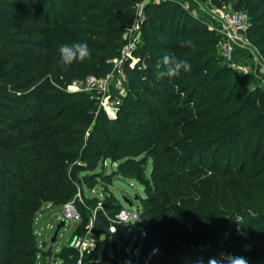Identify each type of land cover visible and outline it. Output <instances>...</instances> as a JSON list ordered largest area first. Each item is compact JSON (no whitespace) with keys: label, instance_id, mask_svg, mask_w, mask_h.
Instances as JSON below:
<instances>
[{"label":"trees","instance_id":"trees-1","mask_svg":"<svg viewBox=\"0 0 264 264\" xmlns=\"http://www.w3.org/2000/svg\"><path fill=\"white\" fill-rule=\"evenodd\" d=\"M137 1L0 0V264H37L51 255L76 264L71 246L52 254L39 244L43 214L60 210L80 185L100 187L107 200L109 187L128 181L144 193L138 219L109 232L123 208L114 200L101 204L95 220V231L111 241L109 264H135L126 233L137 228L142 236V226L163 218V237L145 239L143 252L155 253H141L136 264H170L159 251L189 231L186 249L196 251L186 264H264L256 259L264 249V87L252 73L219 64L213 52L220 35L203 20L172 0L144 6L138 62L126 67L114 118L85 92H60L59 110L46 108L55 98L51 80L104 74ZM211 1L247 14L248 42L264 60V0ZM199 176L216 183L210 206L200 207L204 196L187 185ZM248 241L255 252L240 250Z\"/></svg>","mask_w":264,"mask_h":264},{"label":"rangeland","instance_id":"rangeland-1","mask_svg":"<svg viewBox=\"0 0 264 264\" xmlns=\"http://www.w3.org/2000/svg\"><path fill=\"white\" fill-rule=\"evenodd\" d=\"M146 1L147 4H152L149 2L150 0H138L135 3L134 6V19L130 24H128L122 33V42L119 45V48L117 49V54L109 57L106 59V70L104 74H99V76H96V80L93 83L94 90L91 88H88V82L87 79L88 76H85L84 79H81L80 81H72L70 83H62L59 80H51V83H53L54 87L56 88V91L53 92L50 95H54L55 98H53L52 104H49L46 106L47 110L54 113V111L59 110V107L62 105V100H60L59 94L62 93H73V92H85L89 93L90 97L94 99L98 98V105L101 108V110L106 112V114H114L113 107L118 106L119 102L121 103L123 99V95L126 91V81L127 76L125 73L126 67L133 66L135 63L138 62V56L136 54V51L138 47L141 44V37H138L137 29L134 27V20H139V18L143 15L145 18L146 15L144 11H142L141 6L143 2ZM176 5H179V7L185 9L189 14L193 15L194 17L201 19L205 22L208 29L217 32V26L219 22V16L220 14L227 10L232 9L228 5H221L218 6L215 3H213L211 0H172ZM154 4V3H153ZM230 7V8H228ZM246 14V13H245ZM247 17V14H246ZM247 37V36H246ZM221 42V39H220ZM68 46H71V44H68ZM251 47H253L252 44H250ZM53 54L57 53L62 57V54H60L59 51H52ZM164 55V52H163ZM214 57L221 65L224 63L226 67L231 69L235 73H246L245 69L237 66V63L232 59L230 61L225 58L223 54V50L221 45L219 44L214 52ZM232 57V55H231ZM102 69V68H101ZM102 71V70H101ZM244 71V72H243ZM57 97V98H56ZM102 101V102H101ZM100 102L103 106H101ZM104 107V108H103ZM108 114V115H109ZM99 138V137H98ZM95 138V144H97V139ZM101 167V164L96 165L95 170H99ZM102 168L105 171L109 170L108 161L106 163H102ZM149 171V167H148ZM86 175H88V172H85ZM84 174V173H83ZM85 176V175H83ZM83 181V179H82ZM187 185L192 186L196 188L197 193H201L204 196L205 201H200L199 206L200 207H206L210 206V204L213 203V201L209 202L210 199H212V192H214L211 187H216V183L212 181L211 178H206L203 176H199L195 178L194 180L187 183ZM234 185H238V182H234ZM101 188L98 186H94L93 188H90V186L86 185H80L77 187L76 192L72 196V198L66 202V203H73L76 212L79 216V223L77 224H70L69 222L65 223V226L62 227L57 235V240L52 244L48 241V246L50 244L53 247V251L55 253H59L60 249L64 246H70L71 240L73 236L79 235L83 232L88 231V239L92 241L94 244L97 245V247L93 248L91 250L88 248L84 255L91 256L93 255L95 258H98L97 264H109V261L107 259V255L110 256L112 254V247H111V241L106 242L103 232L97 233L95 231V220L99 213V210H102L101 204L104 203H112L114 200H117L122 207L126 208H135V205L138 206L139 202L137 201L138 197L144 196L142 186L141 184L135 182V181H128V182H115V184L112 187H109V191L112 192V194H109V199L104 200L101 196ZM235 192V190L233 189ZM128 202L131 203V205H128ZM46 207L43 208V210ZM138 209V208H137ZM187 215V212L184 214ZM183 221H186V223H189V218H186V216L181 217ZM163 219L157 220L153 224H148L141 227V232H144V234L137 231V228H132L128 230L126 233L124 239H127L129 241L128 247L126 249V252L128 254V262L129 263H138L140 262V254L144 253V256L146 258L151 257L152 253L154 252V249L152 248L151 251H144L143 248L146 246V241H150L151 239L155 238H161L164 235L163 231ZM162 222V224H161ZM49 224L53 225V229L49 231V239H51L52 233L56 227V223L51 218L48 213L43 214V217L39 221V224L37 226V230L40 229L42 226V229L46 231ZM73 226V227H72ZM79 231V232H78ZM37 233V231H36ZM191 232H187L185 234H182L180 236H174L170 242H168L165 246V249L162 251H159L158 253V259L162 263L170 262L172 264V261L174 257H178L179 260H177L178 264H186L188 259L192 256L193 252L196 251V248H190L186 249V243L189 240V236ZM145 235V237H143ZM42 237L38 238L39 244L41 243ZM126 240V241H127ZM251 241H248L249 243ZM242 244L240 245V250L246 251L247 249H250L251 251L255 252L253 249V245L255 242L249 243V244ZM186 249V250H184ZM199 251H202L203 248L198 246ZM233 249H236V246H234ZM260 253L261 255L259 257H256L258 261H264V249ZM181 252H183L181 256ZM200 253V252H199ZM121 262V260H119ZM59 263V260H57V264ZM83 264V262H82ZM216 264H219L217 262Z\"/></svg>","mask_w":264,"mask_h":264},{"label":"built area","instance_id":"built-area-1","mask_svg":"<svg viewBox=\"0 0 264 264\" xmlns=\"http://www.w3.org/2000/svg\"><path fill=\"white\" fill-rule=\"evenodd\" d=\"M164 0H150L151 3H159ZM146 1L143 2L141 6V10L143 11ZM230 8V7H228ZM144 17L143 15L139 18V20H134V27L137 29L138 37H140L139 29L140 25L143 23ZM250 24L248 17H246V14L242 11H236L234 9H227L223 11L219 16V22L217 26V32L220 35V45L223 50V54L225 58H227L228 61L232 60L231 55L235 48V46L240 45L244 42V40L247 38V33L249 30ZM256 49V48H255ZM96 78L89 77L87 79V82L89 83L87 86L88 88L94 87L93 83L95 82ZM102 102V101H101ZM100 102L101 106L102 103ZM104 108V107H103ZM114 114H107L109 117L114 118L118 109V106L113 107ZM131 205V204H130ZM47 208H50V205L47 206ZM41 213H37L35 217V222H37V219L40 217ZM50 216L54 220L56 224H58L60 221L64 222V226L66 222H69L70 224H77L79 223V216L78 213L75 210V207L73 203H65L62 205L60 210H53L50 209ZM138 219V209L135 206V208H126L123 207L119 212L115 215L114 219L110 220L109 225V232L113 233L116 230L115 224L119 223H133ZM63 226V227H64ZM73 227V226H72ZM53 229V225L49 224L46 231L42 229V226L39 230H37V236L42 237V240H44L46 244V248L52 246H48L49 239V231ZM88 231L83 232L79 235L73 236L71 240V247L76 249L78 252V259L76 261V264H82V259L84 257V253L88 248L93 250V248L97 247L96 244H94L92 241L88 239ZM57 240V239H56ZM52 254H56L55 251L52 252ZM43 264H57V259L55 256L51 255V257L46 258L43 261ZM58 264H62V261L59 260Z\"/></svg>","mask_w":264,"mask_h":264},{"label":"crops","instance_id":"crops-1","mask_svg":"<svg viewBox=\"0 0 264 264\" xmlns=\"http://www.w3.org/2000/svg\"><path fill=\"white\" fill-rule=\"evenodd\" d=\"M232 59L245 69L246 73H252L264 87V60L255 47H251L248 38L232 52ZM244 72V71H243ZM42 259H38L37 264H43Z\"/></svg>","mask_w":264,"mask_h":264},{"label":"water","instance_id":"water-1","mask_svg":"<svg viewBox=\"0 0 264 264\" xmlns=\"http://www.w3.org/2000/svg\"><path fill=\"white\" fill-rule=\"evenodd\" d=\"M85 177H83V179H84ZM131 203L130 202H128V205H130ZM64 226V222L63 221H60L57 225H56V227H55V229H54V231H53V233H52V236H51V239H50V242L53 244L55 241H56V239H57V235H58V232H59V230L62 228Z\"/></svg>","mask_w":264,"mask_h":264}]
</instances>
